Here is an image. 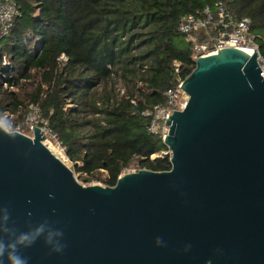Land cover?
<instances>
[{
	"label": "water",
	"instance_id": "1",
	"mask_svg": "<svg viewBox=\"0 0 264 264\" xmlns=\"http://www.w3.org/2000/svg\"><path fill=\"white\" fill-rule=\"evenodd\" d=\"M259 58L225 48L197 59L179 87L185 109L167 116L171 169L114 187L79 183L40 128L0 130V264H264Z\"/></svg>",
	"mask_w": 264,
	"mask_h": 264
},
{
	"label": "trees",
	"instance_id": "2",
	"mask_svg": "<svg viewBox=\"0 0 264 264\" xmlns=\"http://www.w3.org/2000/svg\"><path fill=\"white\" fill-rule=\"evenodd\" d=\"M16 2L19 16L0 42V116L22 123L38 105L72 170L106 187L132 167L171 169L170 156L151 160L169 149L143 114L195 69L193 44L179 31L185 16L223 2L250 18L264 66V0Z\"/></svg>",
	"mask_w": 264,
	"mask_h": 264
},
{
	"label": "built area",
	"instance_id": "3",
	"mask_svg": "<svg viewBox=\"0 0 264 264\" xmlns=\"http://www.w3.org/2000/svg\"><path fill=\"white\" fill-rule=\"evenodd\" d=\"M17 16H19V9L16 0H0V42L8 36ZM179 31L193 44L192 57L194 61L199 58L218 54L220 50L225 48H236L242 51L245 49H251L253 52L258 51L255 37L252 34L251 19L235 18L223 2H218L213 7L207 6L198 16H185L181 20ZM60 60L66 62L67 58L65 55H62ZM260 62H262V59ZM261 65L264 76L263 62ZM4 66H9L6 58L4 60ZM174 67L179 74L180 65L176 62ZM177 81L178 85L175 88L169 89L165 93V105L155 106L153 109L148 110L143 114L145 117L150 118L148 126L149 133L161 136L163 141L167 116L171 117L174 112L183 111L189 100V97L185 92L179 88L184 80L178 77ZM118 88H120V94L123 95L124 90L122 85L119 84ZM33 127L40 128L44 136L52 134L54 138H57V136L48 129V123L43 120L39 106L34 104L29 106V111L25 120L14 127H8L7 132H16L29 137L30 133L34 134L33 129H31ZM163 156H170L171 158L170 150L163 152L160 155H152L151 160H159L163 158ZM140 170L143 169L132 167L124 171L120 177L125 174L137 173Z\"/></svg>",
	"mask_w": 264,
	"mask_h": 264
},
{
	"label": "rangeland",
	"instance_id": "4",
	"mask_svg": "<svg viewBox=\"0 0 264 264\" xmlns=\"http://www.w3.org/2000/svg\"><path fill=\"white\" fill-rule=\"evenodd\" d=\"M261 63H262V62H261ZM9 120H11V121L8 122ZM2 122H3V124H4V126H5L6 128H8V127H14V126H16L17 124H21V123H16L15 121H13V118H8V117L4 118V119L2 120ZM7 122H8V123H7ZM45 137H46V139H47L48 141H50V142L53 144L52 148H59V149H60V151L63 153L64 159H65V164H66L68 167H70L71 169H73L74 164H73V163L69 160V158L67 157L65 151L63 150V146L60 144V142L57 140V138H56V137L54 138V136H53L52 134H47ZM46 147H47V148H48V147L51 148V145H50V144H47ZM73 171H74V170H73ZM74 175H75V177L77 178L78 182L81 183V184L84 185V186L99 185V186L106 187L105 184H104L102 181L87 182L85 176H83V175H81V174H79V173H77V172H75V171H74Z\"/></svg>",
	"mask_w": 264,
	"mask_h": 264
},
{
	"label": "clouds",
	"instance_id": "5",
	"mask_svg": "<svg viewBox=\"0 0 264 264\" xmlns=\"http://www.w3.org/2000/svg\"><path fill=\"white\" fill-rule=\"evenodd\" d=\"M2 120H3V117L0 116V130H3L4 132H7L8 131V128H6L4 126ZM60 234L63 235L62 232ZM62 248H63V245L60 248H57L56 251H61ZM2 255H3V253L0 252V256H2ZM11 260H12V264H26V260H21L18 256H15V255H13L11 257Z\"/></svg>",
	"mask_w": 264,
	"mask_h": 264
},
{
	"label": "bare ground",
	"instance_id": "6",
	"mask_svg": "<svg viewBox=\"0 0 264 264\" xmlns=\"http://www.w3.org/2000/svg\"><path fill=\"white\" fill-rule=\"evenodd\" d=\"M243 51L248 52V53H250V54H252V55H253V53H254L253 50H251V49H245V50H243ZM260 60H261V59L259 58V61H260ZM43 144H44L45 147L47 146L46 143H43ZM46 148H47V147H46ZM47 149H48V151H49L54 157H56L58 160H60L62 163L65 164V159H64L63 153L60 151L59 148H52V146H51V148L48 147Z\"/></svg>",
	"mask_w": 264,
	"mask_h": 264
}]
</instances>
